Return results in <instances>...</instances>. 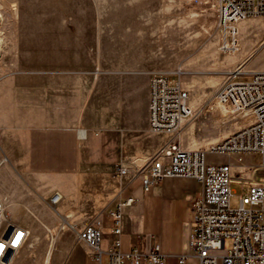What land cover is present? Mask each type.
Masks as SVG:
<instances>
[{
	"label": "crops",
	"instance_id": "1",
	"mask_svg": "<svg viewBox=\"0 0 264 264\" xmlns=\"http://www.w3.org/2000/svg\"><path fill=\"white\" fill-rule=\"evenodd\" d=\"M78 31L47 27L40 34L38 61L0 60V200L8 219L30 233L26 212L36 215L59 252L54 264H95L92 249L77 239L85 226L101 231L104 252L118 239L123 252L136 247L148 253L157 245L164 264H180L181 257L182 264H197L190 236L201 185L166 177L144 190L135 173L147 174L150 160L166 144L193 151L208 140L188 142L195 124L189 120L175 137L149 130V81L160 72L158 54L135 58L114 48L97 59ZM249 118H238L214 141L239 131ZM118 168L126 173L117 175ZM259 180L239 179L248 185ZM54 194L60 199L51 206ZM128 198L134 202L122 208L121 233L115 236L104 214ZM16 214L21 219L11 218Z\"/></svg>",
	"mask_w": 264,
	"mask_h": 264
},
{
	"label": "built area",
	"instance_id": "2",
	"mask_svg": "<svg viewBox=\"0 0 264 264\" xmlns=\"http://www.w3.org/2000/svg\"><path fill=\"white\" fill-rule=\"evenodd\" d=\"M213 9L214 28L210 33L204 29L205 41H214L220 56L246 54L245 22L250 18H264V0H213ZM251 57H244L240 67L229 72L228 79L206 103L219 124L249 114L247 125L222 141L198 150L184 151L176 142L166 144L150 160L147 174L135 173L144 190L166 177L193 179L201 185V197L193 205L190 236L192 257L197 264H264V72L253 71L248 73L247 80H236ZM183 74L181 67L170 73H152L147 107L148 127L152 133L175 137L182 122L194 116V103L180 82ZM172 76L177 79L172 80ZM84 134L83 130L78 131L80 138ZM244 154L259 156L258 169L263 171V177L250 184L247 195L239 197L238 206L232 208L231 165L208 163L207 156L240 157ZM125 173L123 168H118L117 175ZM59 199L60 196L54 194L49 200L50 205L54 206ZM133 202V198H128L105 212L115 236L121 233L122 208ZM29 237L28 230L8 219L0 200V264H17L22 252L32 247ZM77 239L92 249L95 264H104L103 256L107 258L106 264L165 263V255L157 245L148 253H142L136 247L123 252L120 241L114 239L110 248L102 251L99 247L102 233L93 226L78 231ZM227 241H230L228 249L225 248ZM52 250L53 243H49L41 264H51ZM185 259L181 257L179 263Z\"/></svg>",
	"mask_w": 264,
	"mask_h": 264
},
{
	"label": "rangeland",
	"instance_id": "3",
	"mask_svg": "<svg viewBox=\"0 0 264 264\" xmlns=\"http://www.w3.org/2000/svg\"><path fill=\"white\" fill-rule=\"evenodd\" d=\"M0 13L3 34L0 60L18 58L36 62L41 32L47 27H66L71 31L79 28L77 37L91 44L89 50L97 59L103 58V51L121 48L135 58H144L150 52L155 59L158 54L162 73L181 67L184 74L180 82L196 102L194 116L189 120L195 124L187 140H208L202 148L216 143L213 137L229 131L238 120L219 124L215 116L211 118L212 113L202 116L209 111L204 110L206 103L228 79L229 72L240 67L247 55L252 57L236 80H247L246 76L253 71L264 72V18L246 20V54L220 56L216 43L205 41L204 29L210 33L214 28L213 0H0ZM126 30L129 33L121 34ZM151 37L153 44L149 42ZM207 161L214 165L230 164L236 174L238 180L231 185L232 208L238 206L239 197L248 193L249 185L239 179L263 177L256 154L209 155ZM26 216L32 218L29 237L32 247L22 252L17 264H41L51 243L46 237L47 228L32 212H26ZM11 218L21 219L19 214ZM229 247L227 241L225 248ZM58 255L57 250H52L51 264Z\"/></svg>",
	"mask_w": 264,
	"mask_h": 264
},
{
	"label": "bare ground",
	"instance_id": "4",
	"mask_svg": "<svg viewBox=\"0 0 264 264\" xmlns=\"http://www.w3.org/2000/svg\"><path fill=\"white\" fill-rule=\"evenodd\" d=\"M1 16V13H0ZM2 46H3V34L0 30V54L2 53ZM205 108V107H204ZM207 108V107H206ZM53 243V241H51V244Z\"/></svg>",
	"mask_w": 264,
	"mask_h": 264
}]
</instances>
